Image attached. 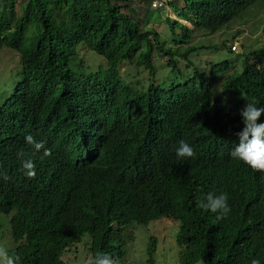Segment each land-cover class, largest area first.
<instances>
[{
  "label": "trees",
  "instance_id": "trees-1",
  "mask_svg": "<svg viewBox=\"0 0 264 264\" xmlns=\"http://www.w3.org/2000/svg\"><path fill=\"white\" fill-rule=\"evenodd\" d=\"M156 1L0 0V52L11 49L20 64V80L0 103V227L8 230V251L21 256V264H67L64 255L79 245L93 255L110 254L115 239L127 237L109 217L80 218L72 179L52 178L49 170L34 179L24 175L18 153L27 159L35 151L25 136L43 141L49 128L64 139L95 132L115 157L119 143L145 152L147 163L152 155L156 164L148 163L153 172L142 174L140 205L123 225L136 221V212L141 216L143 204L152 219L166 214L177 220L180 264H264V208L256 206L260 240L239 245L217 239L203 222L213 216L193 210L190 197L227 193L234 211L211 153L231 131L232 103L244 108L243 96L264 105V48L233 51L239 33L219 46L197 45L193 37L230 28L264 0H168L158 9ZM167 7L176 18L162 17ZM156 10L161 22L152 18ZM218 47L234 59H193ZM88 53L99 58L97 64L88 63ZM156 56L168 59L163 78ZM134 61L148 72L146 80H126L120 73ZM181 140L193 147L194 157L177 158ZM253 191L247 195L257 205ZM156 243L152 237L149 264H155Z\"/></svg>",
  "mask_w": 264,
  "mask_h": 264
},
{
  "label": "clouds",
  "instance_id": "clouds-1",
  "mask_svg": "<svg viewBox=\"0 0 264 264\" xmlns=\"http://www.w3.org/2000/svg\"><path fill=\"white\" fill-rule=\"evenodd\" d=\"M233 47L236 45H233L232 49ZM238 48L241 49L240 46ZM236 49L233 51H237ZM241 98L246 100L245 107L231 104L234 114L231 131L211 153L215 165L223 174L221 182L230 193L229 196L234 199V211L231 213L227 193L198 191L190 197L193 210L201 208L213 216L203 222L217 239L247 245L254 239L260 240L261 237L257 208H264V105L256 106L254 99H246L243 96ZM104 126L108 124L105 123ZM48 135L43 141H37L31 134L25 136L26 144L35 151L33 154H27V159L23 158V152L18 153L24 175L28 179H34L36 174L45 176L46 170H49L52 178L72 179L76 183L73 201L80 210V218L87 220L92 217H109L115 231H123L127 236L124 239H115L112 245H117L116 250L110 254L96 252L93 255L86 249L85 252L90 258H87L84 264H149L148 245L152 237L156 238L149 232L151 225L164 218L179 223L166 214L152 219L143 204L141 216L136 212V221L123 225L140 205L144 182L142 174L153 172L148 163L156 164L152 155L149 154L151 159L147 163L145 152L137 151L136 147L122 149L119 143L117 151L113 149L118 153V157H115L111 150L99 141L95 132L92 135L82 134L64 139L58 131L49 128ZM210 140V136H204L206 144L210 143ZM176 156L178 159L192 158L195 151L188 142L181 140L176 149ZM122 165L125 167L124 171L120 170ZM250 189L254 190L251 198L260 197L257 205L247 195ZM243 190L246 199L241 195ZM123 208L131 209L132 212L126 214L122 212ZM140 230L149 234L148 243L142 247L143 255L145 254L147 259L142 261L138 260L139 250L136 247ZM176 232L177 230L175 235ZM8 249L0 243V264H21L22 257L10 254ZM152 257L154 259V253ZM251 264L260 262L253 259Z\"/></svg>",
  "mask_w": 264,
  "mask_h": 264
},
{
  "label": "rangeland",
  "instance_id": "rangeland-1",
  "mask_svg": "<svg viewBox=\"0 0 264 264\" xmlns=\"http://www.w3.org/2000/svg\"><path fill=\"white\" fill-rule=\"evenodd\" d=\"M166 1L168 0H159L158 3H161V6H163ZM153 7L155 6L153 5ZM159 7L160 5L156 8L158 9ZM163 13V18L167 17V15H170L172 18H176L171 8L167 7V10H164ZM159 15V11H153L152 18L154 19V22H161L162 18ZM149 26H153V24H150ZM188 27H190L189 24ZM223 31L207 37L202 34H198L197 37H193V41H195L197 45L219 46L222 45V41H231V39L239 33L238 35L240 36H237L235 42L233 43V45H236L237 47L236 52L239 53L241 51L242 54L244 52L258 51L259 49L264 48V3L259 1L254 4L242 15L241 18L239 17L236 20H233L230 28ZM239 46H243L244 48L239 49ZM193 55L194 60L206 61L214 59L216 63L227 58L234 59L233 54L229 55L226 50L219 47L218 49H211L209 51H198ZM85 58L90 64H97V59H99L97 56L89 53L85 55ZM154 60L156 61L159 75L162 78L165 77L168 73V59L156 56ZM136 66L137 64L135 61L133 63L126 64L123 68H121L120 73L126 80H146L148 78V72L143 68L138 69ZM18 71H20V64L18 62L17 53L11 49L3 48L0 52V103L5 101L8 94L12 92L15 83L20 80ZM176 230L177 232L175 235ZM149 232L157 238V247L154 252L155 264H180L178 255L180 247L176 242L179 232V223L172 222L170 219L164 218L152 224ZM148 241V232L140 230L136 241V247L139 250V261L147 259L145 254L143 255L142 247L143 245H146ZM0 243H3L7 248L13 247V242L11 241L8 230L4 226L0 227ZM87 258L90 257L86 252H84L83 247L80 245L75 246L64 255V261L67 264H84V261ZM197 264H203V262H199Z\"/></svg>",
  "mask_w": 264,
  "mask_h": 264
},
{
  "label": "built area",
  "instance_id": "built-area-1",
  "mask_svg": "<svg viewBox=\"0 0 264 264\" xmlns=\"http://www.w3.org/2000/svg\"><path fill=\"white\" fill-rule=\"evenodd\" d=\"M158 5H160L161 6V4L160 3H158L157 1L154 3V6H157L158 7ZM233 49H236V47H233Z\"/></svg>",
  "mask_w": 264,
  "mask_h": 264
},
{
  "label": "water",
  "instance_id": "water-1",
  "mask_svg": "<svg viewBox=\"0 0 264 264\" xmlns=\"http://www.w3.org/2000/svg\"><path fill=\"white\" fill-rule=\"evenodd\" d=\"M244 48L243 46L241 47V49Z\"/></svg>",
  "mask_w": 264,
  "mask_h": 264
}]
</instances>
